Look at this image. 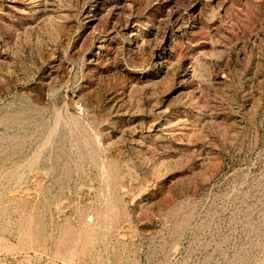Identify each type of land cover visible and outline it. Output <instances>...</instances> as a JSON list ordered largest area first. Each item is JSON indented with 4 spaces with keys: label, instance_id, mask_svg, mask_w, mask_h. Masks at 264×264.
<instances>
[{
    "label": "rangeland",
    "instance_id": "374dc122",
    "mask_svg": "<svg viewBox=\"0 0 264 264\" xmlns=\"http://www.w3.org/2000/svg\"><path fill=\"white\" fill-rule=\"evenodd\" d=\"M0 264H264V0H0Z\"/></svg>",
    "mask_w": 264,
    "mask_h": 264
}]
</instances>
